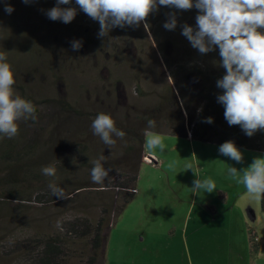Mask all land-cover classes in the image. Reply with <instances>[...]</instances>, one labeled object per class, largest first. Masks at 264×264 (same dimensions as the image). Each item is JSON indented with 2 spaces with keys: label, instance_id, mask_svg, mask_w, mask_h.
<instances>
[{
  "label": "rangeland",
  "instance_id": "obj_1",
  "mask_svg": "<svg viewBox=\"0 0 264 264\" xmlns=\"http://www.w3.org/2000/svg\"><path fill=\"white\" fill-rule=\"evenodd\" d=\"M8 3L0 0V10L4 11ZM55 5L56 0H31L28 4L16 0L17 10L12 11V15L7 14L9 17L0 26V34H6L9 41H13L18 34L13 35V22L29 26L33 33L38 30L41 35L44 32L41 37L50 47L56 70L43 77L40 73L35 74L39 83L33 94L54 99L40 107L35 120L29 118L19 122L28 138L47 127L44 119L52 127L53 118L62 116L66 122L65 116H68V123L60 125L59 135L53 138L56 141L50 145V152L42 156L41 167L53 163L55 157V161L69 157L71 166L67 176L70 181H76V184L80 181L88 186L70 194L67 199L40 202L35 198L44 183L27 180L24 176L14 186L7 181V172L0 171V264H24L27 263L24 262L27 251L33 254L35 242H27L26 247L15 250L11 248L15 240L20 242L24 237L61 235L64 226L77 218L88 217L92 224H97L106 203L112 207L108 221L116 223L105 229L107 239L97 264H264L261 195L256 196L246 190L242 183L243 172L237 177L228 173L231 166L246 168L254 158L264 157V150L237 146L243 152V162L237 163L220 154V143L167 132H146L145 152L135 188H127L120 193L115 187L99 190L103 184H95L91 179L92 161L101 156L105 158L104 166L111 169L105 181L112 182L118 180L127 155L129 160L141 159L138 151L126 153V145L136 144L128 141L126 136L123 139L113 137L116 143L109 148L99 136L94 135L91 124L99 113L111 114L116 127L125 134L126 128L134 121L140 122L139 127L143 129L147 127L145 120L150 118L156 121V127L166 131L175 117H170L167 102L163 101L172 97L183 107L179 86L188 93L205 92L202 89L204 83L195 73L179 70L174 77L171 71L175 63L184 61L182 58H200L202 55L203 61L211 62V74L223 68L221 58L215 57L219 53L218 48L200 54L184 36L179 39L182 36L181 21L195 28V17L193 24L187 17L190 13H183L181 19L177 18L175 30L162 28L164 33H160L159 42L152 33L151 19L134 30L115 28L104 38H99V23L80 11L72 0L71 5L61 7H77L75 18L67 24L62 22L54 36L53 25H48L52 31L47 36L45 11ZM154 24L161 28L164 23L157 20ZM137 37L142 43L139 48L130 42L131 38ZM73 40H82L79 51H73ZM85 41L88 44L85 45ZM98 43L101 45L97 46ZM209 82L215 84L217 80L212 77ZM61 97L76 103L84 111V116L78 118L72 111L57 108V100ZM183 111L185 128L191 132L184 108ZM75 132L78 135H73ZM156 134L162 137L163 151L146 146L147 139ZM78 143L88 146L86 154L90 155L86 163L82 162L83 154L77 150ZM145 153L151 156L150 161H144ZM188 166L195 169L201 180H213L216 190L194 193L192 186L197 177L192 169H187ZM62 181L59 182L61 186ZM55 184L58 186L57 182ZM12 188L25 197L8 196ZM124 192L135 195L126 204L124 212L114 219L115 206L124 202ZM28 194L33 195L34 202L26 198ZM64 251L65 264H89L88 256L94 254L90 240L83 237L68 238Z\"/></svg>",
  "mask_w": 264,
  "mask_h": 264
},
{
  "label": "clouds",
  "instance_id": "obj_2",
  "mask_svg": "<svg viewBox=\"0 0 264 264\" xmlns=\"http://www.w3.org/2000/svg\"><path fill=\"white\" fill-rule=\"evenodd\" d=\"M23 2L28 4L31 0ZM71 3L72 0H56V5L47 9L45 15L52 21L70 23L77 15V7L61 5ZM75 5L99 23V38H104L115 28L136 29L145 25L148 17L157 13L160 7L177 11L196 8L195 28L184 23L181 25V35L200 54L219 49L225 74L217 81V87L223 90L217 96V102L224 106L225 120L230 126L239 125L249 137L258 130H264V0H75ZM5 11L10 14L14 9L6 5ZM165 15L167 19L163 27L169 31L175 30L177 12L170 11ZM71 47L73 51H79L82 40H73ZM14 85V71L7 60V52L0 51V136L8 138L18 134L19 121L36 119L35 105L19 95ZM204 122L212 123L213 118L207 117ZM147 127L154 129L156 121L148 119ZM91 128L94 135L99 136L109 148L116 143L113 137L123 139L125 136V132L116 127L111 114L104 112L95 117ZM146 146L161 151L165 147L159 134L148 138ZM218 150L237 163L243 162V152L233 140L225 141ZM146 155L144 161H150L151 156ZM104 161L103 156L92 161L91 179L95 184H103L111 171L104 166ZM187 169H192L197 177L192 186L194 193L199 190L212 193L216 190L213 180H201L192 166ZM41 171L45 176L56 175L52 165L43 167ZM240 172H243L242 183L249 193L256 196L264 194V157L254 158L246 168L231 166L228 169L232 177H237ZM48 187L57 199L68 198L64 189L55 183H49Z\"/></svg>",
  "mask_w": 264,
  "mask_h": 264
},
{
  "label": "trees",
  "instance_id": "obj_3",
  "mask_svg": "<svg viewBox=\"0 0 264 264\" xmlns=\"http://www.w3.org/2000/svg\"><path fill=\"white\" fill-rule=\"evenodd\" d=\"M6 2H9L8 5H11L14 11L17 10V7L15 6L16 0H6ZM170 11H176L178 19H181V17L184 16L183 13H190L187 17H189L188 20H190L191 18V22L193 24H195L193 18L196 17L198 13V10L196 8H192L187 11H177L168 7H160L157 13L151 14L148 17V19L152 20V23H150V27L155 39H157L158 42L160 33H164L162 30L163 24H161V28H157L154 23L157 22V20H162L164 23V18L166 17L165 14ZM7 14L12 15L14 13L11 12L9 14L5 10H0L1 27L3 22H7V19L9 17ZM45 19L48 18L46 17ZM50 24L53 25L52 36H54L55 30L60 28L59 26L62 24V22L59 20L52 21L48 19V23H46L44 26L46 28L45 35L47 36L52 31L48 29V25L50 27ZM181 24L183 25L184 22L181 21ZM12 28L13 35L18 32L17 36L15 35L13 41H9L6 34H0V51L7 52V60L11 64L14 71V88L16 92L23 98L33 102L36 107L35 115L37 117L40 107L42 105H47L53 102L54 97L48 100L47 97L39 98V96L36 97L33 94L34 87L39 83L37 80H35L38 79L35 74L40 73L43 77L47 73H54V71L56 70L54 68L56 63L54 62L55 60L53 56L49 53V45H47L43 41L44 38L41 37V35H44V32H42L41 35L38 34V30L37 32L34 31L33 33V31H30L29 26L22 25L16 22H13ZM182 37L183 35L180 36L179 39H181ZM138 38L139 37L135 39L131 38L130 41L136 45V48H139V46L142 45L141 39L139 41ZM101 43H98L97 46L101 45ZM112 43H115V41ZM86 44H88V42L85 41V45ZM200 56V58L198 56H195L191 59L182 58L184 61L176 62L171 73L174 77H176V72H178L179 70H187L188 74L195 73L196 77L199 78L202 83H204L202 84V89L205 92L198 93L197 91H190L188 93L184 87L182 88V86H179L183 107H181V105L178 104L177 100H174L172 97L169 100H164L163 103L167 102L168 107L166 108L171 113L170 117H175V120L169 123L172 125H170L166 131H161L159 127H155L154 129L144 127L143 129H140L139 125L141 123L135 121L131 124L130 127H127L125 134L126 138L130 142H136L137 145H126V153L128 154L131 150L138 151V153H140L141 159L134 160L131 158L129 160L127 155L125 161L126 165L121 169L118 180L115 182H112L111 180L104 181L103 185L99 186V190H108L110 189V187H115L119 190L118 192L120 193L125 191V189L127 188H135L137 180L139 178V167L143 161L142 157L145 147V136L146 132L148 131L159 133L167 132L171 135L191 136L196 140H203L206 142L214 143L216 142L220 144L224 143L227 140H233L235 144L240 147L264 150V130H258L251 137H249L245 134V132L239 125L230 126L225 120L224 106L217 102V96L222 94L223 90L217 87V82H215V84L209 82L210 78L212 77L217 81L218 79L222 78V76L225 74V69L220 68L215 74H211V67L209 66L211 62H209V64L206 63L201 59L203 56ZM215 57H220L219 53H217ZM168 64L171 70L172 66L170 62H168ZM205 80L206 82H204ZM170 89L173 90L172 87ZM56 104V107L60 108L61 111H72L78 118L84 116V111L79 109L76 106V103L74 104L67 98H59ZM156 108L158 107L156 106ZM176 108H178L179 111H177ZM183 108L187 113V120L189 124H191L190 134L189 131L185 128L186 119L185 115L183 114ZM207 117H212L213 122H204ZM176 118L179 119L178 122H176ZM53 119L55 120V122H53L52 127H50L49 123H47L48 121L44 119L43 123H46L47 127L41 128L40 131L33 137L29 136L27 138L25 128H22V123L20 122H18L19 132L15 137L8 138L6 136H0V157L2 158L0 162V171L7 172V181L14 186L20 183L21 180L24 179V176L27 180L33 179L35 181H41L42 183H44V185H42L40 191L38 192V197L35 198L36 201L40 202H53L61 200L52 195L51 190L48 187L49 183L57 182L58 187L64 189L66 196H69L74 192H78L79 190L88 186L87 183H82L80 181L78 184H76V181H70V177L67 176L68 170L71 166L69 157H61L57 161H55L57 159L55 157L53 163L48 164L55 167V176H45L42 174V163L40 161L42 156L45 152L46 155L50 152V145L52 143H55L56 141V138H53L56 137V134L59 135L60 133V125H62L63 123L67 124L69 121L68 116H65V119L67 120L66 122L64 119H62V116H59L58 118L55 117ZM37 120L42 122L40 119ZM147 120L145 121L147 122ZM73 135L78 134L77 132H75ZM64 136L67 137L66 135ZM58 147H61V145H59ZM87 149V144L78 143L77 150L78 152L83 154V156H81L83 157V163H86L85 161H88L89 159L88 155L90 154H86ZM127 163H129V168L127 167ZM58 172L62 173L63 175L58 174ZM63 179L64 181H62ZM60 181H62L63 186H61V184L59 183ZM68 184H71V186H69ZM134 195L135 194L133 192H124V202H122L119 206H115V214L113 216L114 219L115 217L118 218L124 212V210L126 209V204L133 199ZM8 196H10L11 198H15L16 196L21 199L25 197L24 195L22 196L18 190L14 189L8 192ZM26 198L34 202L33 195L28 194ZM261 202L262 208L264 210V194H261ZM103 205L106 208L103 210V214L99 218L97 224H92V221L88 217H85L84 219L77 218L76 220H74V222H68L64 226L65 230L61 235L54 234L42 237L38 236L36 238H33V236L31 238L24 237V239L20 240V242L19 240H15V244L11 248L18 250L21 247H26L27 242L33 241L35 242L34 252L31 255L30 251H27L28 256L24 259V262L27 261V263L24 264H65L66 261L63 258V254H65L64 244L66 240L72 237H83L90 240V244L94 253L93 255L88 256V263L97 264V262L100 260L101 248L104 247L103 244L107 239L105 229L107 227H110L111 224L116 223V221H108L109 217H111L112 207L108 205V203Z\"/></svg>",
  "mask_w": 264,
  "mask_h": 264
}]
</instances>
